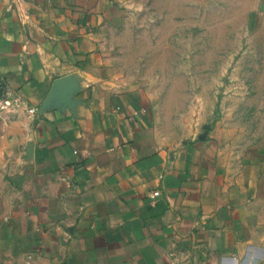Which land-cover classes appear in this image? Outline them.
Listing matches in <instances>:
<instances>
[{
	"label": "crops",
	"instance_id": "0c3cea01",
	"mask_svg": "<svg viewBox=\"0 0 264 264\" xmlns=\"http://www.w3.org/2000/svg\"><path fill=\"white\" fill-rule=\"evenodd\" d=\"M202 1L0 0V75L20 99L0 112V264H264L258 121L181 141L116 56L134 23ZM232 3L264 20V0Z\"/></svg>",
	"mask_w": 264,
	"mask_h": 264
},
{
	"label": "rangeland",
	"instance_id": "374dc122",
	"mask_svg": "<svg viewBox=\"0 0 264 264\" xmlns=\"http://www.w3.org/2000/svg\"><path fill=\"white\" fill-rule=\"evenodd\" d=\"M233 0L165 6L147 19V32L133 24L131 50L116 56L132 86L141 89L182 141L203 137L226 116L264 137V115L255 116V74L264 93V20H245ZM139 22V19L137 20ZM263 29V30H262ZM255 31H261L255 33ZM134 34V35H133Z\"/></svg>",
	"mask_w": 264,
	"mask_h": 264
},
{
	"label": "built area",
	"instance_id": "2783aa9c",
	"mask_svg": "<svg viewBox=\"0 0 264 264\" xmlns=\"http://www.w3.org/2000/svg\"><path fill=\"white\" fill-rule=\"evenodd\" d=\"M20 106V99L13 95L6 80L0 75V112L11 110ZM159 195V191H155L152 197Z\"/></svg>",
	"mask_w": 264,
	"mask_h": 264
}]
</instances>
